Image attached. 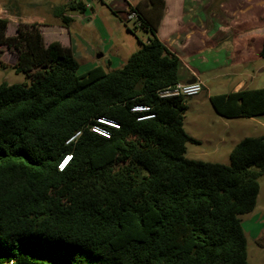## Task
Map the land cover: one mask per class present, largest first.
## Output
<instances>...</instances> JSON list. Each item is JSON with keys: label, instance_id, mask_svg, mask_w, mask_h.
<instances>
[{"label": "trees", "instance_id": "16d2710c", "mask_svg": "<svg viewBox=\"0 0 264 264\" xmlns=\"http://www.w3.org/2000/svg\"><path fill=\"white\" fill-rule=\"evenodd\" d=\"M86 9L69 0L54 16L69 29L68 10ZM130 12L147 42L120 69L84 74L39 25L9 37L0 18V46L29 80L0 85V264H250L240 217L257 205L264 136L236 144L229 165L188 159L190 98L160 96L180 82V59L141 6ZM209 101L228 120L264 115V88Z\"/></svg>", "mask_w": 264, "mask_h": 264}, {"label": "rangeland", "instance_id": "374dc122", "mask_svg": "<svg viewBox=\"0 0 264 264\" xmlns=\"http://www.w3.org/2000/svg\"><path fill=\"white\" fill-rule=\"evenodd\" d=\"M79 1L87 9L84 13L68 10L67 14L74 20L69 29L63 27L60 19L54 16V10L69 0H0V18L9 20L6 32L9 37L16 35L19 24L35 23L40 26L47 43L71 42L79 63L78 74L99 66L106 71L120 69L129 56L139 50L140 41H146L150 34L139 27L136 19H128L131 6L127 0ZM140 1L146 3L147 0ZM101 54L104 56L100 57ZM0 57L7 66L5 69L0 68V85L29 81L26 74L16 73L12 69L17 62L16 51L2 45ZM261 64L262 73H258L250 86L252 89L264 88V59ZM201 94L202 99L194 97L188 100L190 109L185 118V130L200 139L201 144L189 143L186 157L229 165L230 154L236 144L247 137L264 136V115L259 118L228 120L217 115L207 101L206 93ZM259 181L260 193L255 210L240 217L247 238L250 264H262V246L258 235L262 233L264 177Z\"/></svg>", "mask_w": 264, "mask_h": 264}, {"label": "crops", "instance_id": "0c3cea01", "mask_svg": "<svg viewBox=\"0 0 264 264\" xmlns=\"http://www.w3.org/2000/svg\"><path fill=\"white\" fill-rule=\"evenodd\" d=\"M127 1L130 6H141L159 40L179 57V81H201L209 103L213 95L252 89L258 73H262L264 0H159L158 11H154L151 0ZM62 44L73 50L71 42ZM195 98L202 99V94ZM187 106L189 111V101ZM188 134L201 144L200 139ZM258 236L264 264V203L262 233Z\"/></svg>", "mask_w": 264, "mask_h": 264}, {"label": "built area", "instance_id": "2783aa9c", "mask_svg": "<svg viewBox=\"0 0 264 264\" xmlns=\"http://www.w3.org/2000/svg\"><path fill=\"white\" fill-rule=\"evenodd\" d=\"M136 19L137 20V14L135 12H130L128 19ZM139 25V23H138ZM203 83L201 81H196L194 83L188 84V83H177L174 86L168 87L164 91L161 92L160 96L163 98H170V97H184V98H194L199 96L203 92ZM138 110H144V108H138ZM100 123L113 127L118 128V124L112 120L108 119H100ZM92 130L104 137H109V133L99 127H93ZM69 157L67 156L62 163L60 164V168L63 169L65 167V164L67 161H69Z\"/></svg>", "mask_w": 264, "mask_h": 264}, {"label": "water", "instance_id": "95a60500", "mask_svg": "<svg viewBox=\"0 0 264 264\" xmlns=\"http://www.w3.org/2000/svg\"><path fill=\"white\" fill-rule=\"evenodd\" d=\"M100 57H101V55H100ZM194 82H196V80H191L190 82H188V84H191V83H194Z\"/></svg>", "mask_w": 264, "mask_h": 264}, {"label": "snow or ice", "instance_id": "6c2138e0", "mask_svg": "<svg viewBox=\"0 0 264 264\" xmlns=\"http://www.w3.org/2000/svg\"><path fill=\"white\" fill-rule=\"evenodd\" d=\"M69 159H70V157H69Z\"/></svg>", "mask_w": 264, "mask_h": 264}]
</instances>
